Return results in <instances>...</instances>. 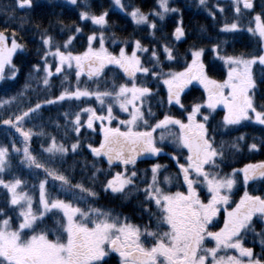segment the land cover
Returning <instances> with one entry per match:
<instances>
[{
	"label": "snow or ice",
	"instance_id": "snow-or-ice-1",
	"mask_svg": "<svg viewBox=\"0 0 264 264\" xmlns=\"http://www.w3.org/2000/svg\"><path fill=\"white\" fill-rule=\"evenodd\" d=\"M69 2L77 4V0ZM232 2L238 16L241 4L244 10L255 11L257 7L255 0ZM114 4L124 12L122 0H114ZM206 4L207 0H199V5ZM258 6L260 12L254 16L255 28L249 27L247 30L258 34L264 44V0ZM32 7L33 0H13V5L6 11L0 8L6 25L4 30H0V80L15 79L18 69L13 57L17 52L26 50L22 38H17L16 31L9 32L7 25L17 21L16 9ZM129 7L131 10L124 14L135 25L150 29L152 42L159 45L158 48L146 47L136 39L131 42L130 52L128 41L119 42L124 46L119 48L118 53L110 52L105 47L104 34L110 27L108 11L95 14L88 10L80 13L81 21H90L99 26V34L93 31L87 35V47L79 54H74L72 50L73 42L83 36L79 26H73L65 33L63 43L56 42L46 29L40 33L42 51L38 55L41 61L33 66V72L44 73L42 85L50 87V78L54 74L73 66L77 80L74 90H65L55 100L49 99L45 103L94 98L102 114L94 107L63 113L65 124L56 123L55 127H63L65 137L62 139L65 142L58 141L43 130L38 133L25 130L26 118L31 122L41 109L39 102L34 107L29 104L27 110L13 113L9 118L0 117V123L15 128L23 143V147L18 148L16 141H11V153L9 146L0 144V188L10 194L4 206L0 207V264H112L116 259L114 254H118V264H264V195L250 194L245 190L238 202L231 200L237 174H243L246 189L250 180L264 179V162L248 164L243 169L223 174L220 165L229 155L242 150L244 137H237L230 143L217 140L218 134H225L218 133V128L227 130L253 119L259 125H264V103L256 101L258 87L252 73L253 65L259 63L264 66V54L251 58H245L243 54L221 55L220 45H214L211 50L229 66L227 79L221 82L207 75L203 62L205 49L193 44L185 53L191 63L185 61L182 71L173 70L174 64H179L180 60V54L173 45L186 42L188 38L183 13L179 8L172 7L170 0H156L154 9L148 12L140 7ZM215 7L219 12H224V8L218 4ZM170 15L181 17L175 21L171 42H166L169 41L166 35L157 40L156 33L164 32V22ZM209 15L215 17L214 12ZM19 26L23 30L22 22ZM237 30V22L225 24L222 29L225 32ZM109 39L113 44L117 43L115 33ZM49 57L57 61L55 72ZM109 65L127 79L125 83L112 82L110 88L104 84L101 90V78ZM6 70L11 73L10 76L6 77ZM85 75L97 84L94 90L79 86L80 77ZM194 81L203 86L207 96L186 108L182 96ZM40 86L41 81H38L37 87ZM154 87L157 89L155 92ZM161 87L166 88V98H160ZM21 97L22 94L0 100V109ZM152 100H156L157 107L167 106L171 109L178 106L183 118H177L170 112L161 113L163 118H159L153 111ZM220 106L226 110V114L222 122L213 127L212 112ZM114 108L119 113H125L126 118L120 119L114 114ZM85 114L86 118L82 119ZM113 121H117L119 126L113 127ZM97 129L102 133L98 146L82 141L84 133H95ZM69 133L73 142H67ZM34 135L47 136L49 146L44 148L41 145L42 154H47L46 163H41L32 153L30 145ZM166 146H171L173 152L181 155L164 152ZM244 147L249 151H258L264 148V141L259 145L253 142ZM85 148L93 157L92 164L84 163L91 174V181L104 176L100 183L101 191L117 198L135 197L139 200L142 196L140 207L147 215L149 224L136 225L130 223L128 217L114 215L111 210L87 206L89 201L98 198L94 185L86 187L83 182L73 184L58 168L47 166L62 165L69 153L82 155ZM20 153L23 155L21 164H26L30 169H42L45 177L38 183L39 199L35 209L33 196L24 190L26 181L19 176L5 179L6 173L11 174V156ZM141 156H169L176 164L177 174L163 175L161 179L162 173L167 172V166L160 163H153L150 169L139 173L136 164ZM181 157L184 163L180 162ZM105 161L107 172L97 166ZM113 168H120L121 171H112ZM49 179L60 182L61 191L68 200L49 196ZM174 183L185 190H170ZM201 188L207 190V198H201ZM81 203L86 206L80 207ZM222 209L224 216L221 227L218 217H221ZM217 228L219 230H213ZM248 237H251L253 245L259 243V253L253 247L245 246ZM212 241L215 246L207 247L206 242ZM229 250H234L238 255H229Z\"/></svg>",
	"mask_w": 264,
	"mask_h": 264
},
{
	"label": "trees",
	"instance_id": "trees-1",
	"mask_svg": "<svg viewBox=\"0 0 264 264\" xmlns=\"http://www.w3.org/2000/svg\"><path fill=\"white\" fill-rule=\"evenodd\" d=\"M197 0H170L171 6L179 8L183 13V22L185 30L188 34L186 42H177L173 47L179 52L180 60L179 64H174L173 70L181 71L183 70L182 65L187 61L190 63V57H186L185 53L189 51L193 44L199 45L205 49L203 62L206 65L207 74L211 79L220 81L226 76V68L223 61L218 59L217 54L211 49L214 45L219 44L222 51L221 55L227 53L228 55H241L243 54L245 58H251L253 55H261L263 53V45L260 38L253 33L249 32L247 29L251 27V20L253 16L260 12L259 4L261 0H255L257 7L255 11H245V16L240 18H232L233 14L226 9V0H208L206 6H200L195 3ZM125 5L124 12L130 11L129 6H136L142 8L145 12L154 9L156 0H122ZM224 8V12H219L216 5ZM13 5V0H0V8L7 10L8 7ZM86 5V7H85ZM90 10L92 13L99 14L101 11L109 12V25L104 32L105 34V47L108 48L110 52L114 54L118 53L119 48L124 45L119 43L120 41H128V51L132 50V41L139 39L141 42L149 48L159 47V45L152 42L151 30H145V26L135 25L129 16H126L124 12L119 11L113 7L110 0H77V4L73 5L67 0H33V7L31 9H16L15 15L17 16V21L7 25L8 31H16L17 38L21 39L26 45V50L21 53L17 52L14 56L13 63L15 64L18 72L15 75V79L6 78L5 80H0V100L10 99L12 97H18L22 94V97L13 102V104L6 106L4 109H0V117L9 118L13 113L19 114L22 111L27 110L28 105L35 106L37 102L41 103L42 107L31 119V122H24L25 130L31 129L33 132H40L43 130L46 134L55 136L58 141H63L62 138L65 137V131L63 127L57 129L55 127L56 123L60 125L65 124L63 118V113L65 112H76L80 111L83 107H94L97 112H101V108L98 102L92 99H65L64 101H58L55 104H46V100H55L61 92L65 90H74L77 87V80L75 77V71L65 68V70L60 74H54L50 78V87L45 88L42 85V77L44 73L33 72V66L41 61L39 51H42V45L40 40V33L45 29L50 35L55 37L56 42L63 43L66 38L65 33L68 32L73 26H79L83 30V36L78 37L77 41L73 42L72 50L73 53H80L85 48L87 41L85 37L91 35L93 31H97L99 26L93 25L90 21H81L80 13L83 11ZM210 12L215 13V17L209 15ZM181 17L179 16H169L164 24V32L156 33V39L161 40L162 36H168L171 42V33L175 26V21H178ZM247 18V19H246ZM246 19V21H245ZM5 16L0 14V30H4L6 25L4 24ZM239 24V30L234 32L222 31L225 24H231L236 22ZM244 21V22H243ZM247 21L250 24H247ZM23 23V30L20 28V23ZM158 27L160 25L158 24ZM204 29V31H201ZM115 33L117 37V43L113 44L111 39H109L112 34ZM99 34V31H97ZM163 58V57H162ZM49 62L52 63L53 72H55L54 61L49 57ZM41 67L43 65L41 64ZM166 71L168 69H165ZM7 71V70H6ZM253 77L256 80L258 91L256 92L257 103H264V66L259 63L255 64L253 68ZM9 75H6V77ZM126 79L123 77L121 72L115 70L114 66L109 65L105 70V75L101 79V90H103L104 84L111 87L112 82L119 83ZM41 81V86L37 87V82ZM79 86L81 88H88L89 90H94L97 84L92 80H89L87 76H81L79 81ZM151 86V83H150ZM157 89L154 87L153 91ZM160 98H166V88H159ZM204 92L201 88L197 86H191L187 89L183 96L182 102L185 107L191 106L194 102H200L204 99ZM153 105V111L157 114L159 118L162 117L161 113H169L176 116L177 118H183L180 116V111L178 106L171 107L169 109L167 106H156V100L151 101ZM207 114V112H205ZM225 115L224 110L221 108H216L212 112L214 120H211L213 127H217L223 120ZM86 118L82 116V119ZM218 133H225L223 135L218 134L217 140H224L226 142H232L237 139V137H244V141L241 143V151L238 153H232L229 155L225 163L220 165L223 174L230 173L234 169L244 168L248 164H259L264 162V148L258 151H249L244 145H250L256 142L258 145L261 141H264V127L257 126L249 121H244L241 125L230 127L229 129L218 128ZM82 141H87L92 143L94 146H98L101 136L98 132L95 133H84L81 137ZM15 140L16 147L22 148V137L15 128L10 125H4L0 123V144L9 146L11 153L10 142ZM67 142H73L71 134H68ZM66 142V146H67ZM168 144V143H167ZM41 145L44 148L49 146V141L47 136L38 137L33 136L31 140V150L33 155L37 156V159L41 163L47 162V154H42ZM171 150V146H167ZM181 155L180 153H178ZM184 155L185 152H184ZM23 160L22 153L14 154L11 156V174H5V179H12L13 176H19L26 181L27 187L30 188L32 185H38L39 181L44 179L43 170H36L34 168H29L26 164H21L20 161ZM169 160V161H168ZM181 160L184 161L183 157ZM87 162L89 165L93 163V157L90 155L89 151L85 148L83 149L82 155L73 156L69 153V157L66 158V162L62 165L54 164L47 165L49 167L58 168L64 175L68 176L73 184L78 182H83L85 186L94 185V190L98 193V198L94 201H89L87 206L98 207L102 210H111L112 213L115 211L116 214L122 217H128L129 222H134L137 225H147L150 223L147 215H145L140 207V202L143 200L141 196L139 200L135 197L130 198H117L107 193H103L100 188V183L104 180V176H100L97 181L93 182L90 179V172L84 167V163ZM160 163L163 166L170 163V158L168 156L156 157L155 159H144L139 160L136 164V168L142 171L141 168L149 169V165L153 163ZM98 167L108 171V165L105 162L97 165ZM113 168L112 171H115ZM175 167L168 166L167 172L171 175H176L177 171ZM144 171V170H143ZM141 173V172H140ZM162 173V175H167ZM168 174V175H169ZM149 178V174H148ZM243 178L242 173H238L237 179ZM261 179V178H257ZM264 180V179H261ZM261 180L252 181L254 184L249 183L247 189L251 192L259 190V193L264 194L261 189H264V182ZM251 181V180H250ZM243 180H239V183L233 188L231 200L235 201L239 196L243 188L240 184ZM245 188V186H244ZM243 188V189H244ZM253 189V191L251 190ZM242 189V190H243ZM47 192L51 198H59L68 200V197L61 191L60 182L48 180ZM9 194L6 190L0 188V207L4 206L5 200L8 198ZM36 199H39V192L35 195ZM80 207H85L84 204H79ZM145 207H150V205H145ZM59 219V217H57ZM51 223V221H49ZM259 230V226H257ZM50 238H52L50 236ZM258 253L260 251H257Z\"/></svg>",
	"mask_w": 264,
	"mask_h": 264
},
{
	"label": "rangeland",
	"instance_id": "rangeland-1",
	"mask_svg": "<svg viewBox=\"0 0 264 264\" xmlns=\"http://www.w3.org/2000/svg\"><path fill=\"white\" fill-rule=\"evenodd\" d=\"M68 2H69V0H67ZM111 1V4L113 5V7L115 8V9H117V10H119V11H121V9L118 7V6H116L115 4H114V0H110ZM208 1V0H207ZM227 1V4H226V9H227V11H230L231 10V12L230 13H232L233 14V16H232V18L234 19V18H240V17H242V16H245V11H244V9H243V6H242V4H241V13L239 14V16L236 14V12H235V9H234V7H233V2H232V0H226ZM123 3V2H122ZM195 3H197L198 5H199V0H197V1H195ZM201 5H199V7H200ZM247 11V10H246ZM249 11H252V10H249ZM255 16V15H254ZM254 16H253V18H252V20H251V27L252 28H255V21H254ZM246 17V16H245ZM247 19V18H246ZM246 19H245V21H246ZM236 22H237V20H235ZM244 22V21H243ZM247 24H250L248 21H247ZM252 33V32H251ZM254 34V33H253ZM254 35H256V36H258V34H254ZM259 37V36H258ZM263 45V49H264V44H262ZM94 46H98V45H94ZM87 47V44H86V46H85V48ZM85 48L83 49V51L85 50ZM82 52V51H81ZM75 54H79V53H75ZM262 54H264V51H263V53ZM16 55V54H15ZM14 55V56H15ZM13 59H14V57H13ZM190 63H191V61H190ZM223 64H224V66H225V68H226V76H225V78L223 79V80H220L221 82L222 81H224V80H226L227 79V74H228V71H229V66L227 65V64H225L224 63V61H223ZM254 66L255 65H253V67H252V71H253V68H254ZM109 67V66H108ZM108 67H106L105 68V70L108 68ZM68 69V68H67ZM74 69V70H73ZM71 70H73V71H76L75 70V67L73 66V68L71 69ZM182 71V70H181ZM6 75H11V73L10 72H8V71H6ZM208 75V74H207ZM209 76V75H208ZM103 78V77H102ZM101 78V79H102ZM127 79V78H126ZM126 79H124V80H122L121 82H119V83H125L126 82ZM197 86V87H199V88H201V90L204 92V94H205V96H204V99H206V96H207V93L205 92V90H204V88H203V86L202 85H200L199 83H197V82H193L191 85H189V87L187 88V89H189L191 86ZM187 89H185V90H187ZM203 99V100H204ZM100 106V105H99ZM217 108H222L223 110H224V112H225V114H226V110L222 107V106H220V107H217ZM113 112H114V114H116V115H118L119 116V118L120 119H124V118H126V114L125 113H119V111H118V109L117 108H114L113 109ZM98 113H101V112H98ZM102 114V113H101ZM206 114V113H205ZM161 118H163V117H161ZM254 123H256L255 122V120L253 119L252 120ZM258 124V123H257ZM259 125V124H258ZM112 126L113 127H116V126H119L118 125V122L117 121H113V124H112ZM264 126V125H263ZM141 130H143V129H141ZM159 131V130H158ZM97 132H99V129H97ZM100 133V132H99ZM101 134V133H100ZM165 143L167 144H169V142L168 141H165ZM166 149H164V152L166 151V152H168V153H170V154H172L173 153V148L170 150L169 149V147H165ZM184 152H185V154H186V150H184ZM173 155H179V154H173ZM169 161V160H168ZM171 161V160H170ZM155 163H157V162H155ZM171 165H174L173 164V162L171 161L170 163H168V164H166V166L168 167V166H171ZM152 167V164H150L149 165V169ZM142 169V171L139 169V173L141 172H144L143 170H146V167L145 168H141ZM239 170V169H238ZM115 171H121V169L120 168H116L115 169ZM232 172V171H231ZM230 172V173H231ZM138 173V174H139ZM230 173H225V174H230ZM165 174H167V173H165ZM169 174V173H168ZM167 174V175H168ZM169 175H171V174H169ZM238 175V174H237ZM163 178V175H161V179ZM149 179H150V173H149ZM241 179V181L243 180V178H240ZM239 178L237 179V177H236V180H237V183H239V180H240ZM236 183V184H237ZM33 186H37V187H33ZM24 190L25 191H28L29 192V194L30 195H32L33 196V199H34V204H33V207H34V209L36 208V204H37V202H38V200L36 199V194H37V192H38V185H32L30 188H28V189H26V188H24ZM170 190H172V191H177L178 190V188H176L175 186H171V189ZM205 190V192H203V195H205V194H207V190L206 189H204ZM180 191H182V190H180ZM10 195V194H9ZM153 210L155 211V209H154V207H153ZM223 210V209H222ZM221 210V211H222ZM113 214L114 215H118V214H116L115 213V211H113ZM222 216H223V214L221 213V217H220V219H222ZM130 223H133V224H136V223H134V222H131L130 221ZM137 225V224H136ZM221 227H222V225H221ZM216 230H219L218 228L217 229H215L214 231H216ZM215 243V242H214ZM206 246L207 247H213V246H215V244L214 245H211L210 244V242H206ZM221 254H223V253H221ZM228 254L229 255H238V253L237 252H235L234 250H229V252H228Z\"/></svg>",
	"mask_w": 264,
	"mask_h": 264
},
{
	"label": "flooded vegetation",
	"instance_id": "flooded-vegetation-1",
	"mask_svg": "<svg viewBox=\"0 0 264 264\" xmlns=\"http://www.w3.org/2000/svg\"><path fill=\"white\" fill-rule=\"evenodd\" d=\"M101 137H102V134H101ZM142 158H150V157L141 156V157L137 160V162H138L139 160H141ZM174 163H175V162H174ZM253 248H254V247H253ZM114 255H116V259L112 261V264H118V260H119L118 254H114Z\"/></svg>",
	"mask_w": 264,
	"mask_h": 264
}]
</instances>
